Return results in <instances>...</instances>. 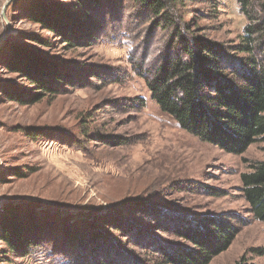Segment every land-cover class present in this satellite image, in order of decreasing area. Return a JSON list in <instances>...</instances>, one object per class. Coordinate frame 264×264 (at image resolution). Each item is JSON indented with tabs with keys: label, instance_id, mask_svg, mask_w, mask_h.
<instances>
[{
	"label": "rangeland",
	"instance_id": "rangeland-1",
	"mask_svg": "<svg viewBox=\"0 0 264 264\" xmlns=\"http://www.w3.org/2000/svg\"><path fill=\"white\" fill-rule=\"evenodd\" d=\"M7 1L0 0V54L10 44L32 46L57 61L69 82L34 104L0 96V225L11 216L5 208L35 210L46 242L31 257L5 259L0 240V264L151 260L153 244H186L174 229L203 216L239 225L231 245L209 264H264V223L250 217L239 180L250 164L264 161V136L232 154L181 129L160 110L140 73L160 63L170 31L157 28L134 0H105L98 37L66 44L19 10L35 0ZM175 13L190 35L230 45L240 41L246 22L237 0H185ZM29 34L48 36L53 44L29 42ZM0 79L21 83L1 65ZM26 127L41 135H25ZM92 215L98 221L119 215L127 228L73 225ZM93 232L99 246L97 240L92 245ZM60 243L68 252L50 248ZM106 247L111 251L103 252Z\"/></svg>",
	"mask_w": 264,
	"mask_h": 264
},
{
	"label": "trees",
	"instance_id": "trees-1",
	"mask_svg": "<svg viewBox=\"0 0 264 264\" xmlns=\"http://www.w3.org/2000/svg\"><path fill=\"white\" fill-rule=\"evenodd\" d=\"M19 1L11 0L9 4ZM134 1L154 17L157 28L170 31L169 47L160 63L140 73L160 110L171 116L181 129L228 153L242 154L263 137L264 0H237L246 22L240 41L231 45L197 34L190 35L188 27L184 30L186 24L176 18L175 12L177 4L183 5L185 0ZM104 3L105 0H35L19 10L53 37L64 39L66 44H77L98 37ZM26 39L45 48L53 44L50 37L40 34H29ZM10 45L11 50L0 54V65L21 83L0 79V96L23 105L34 104L45 95L56 92L57 86L69 82V75L59 69V63L42 51L28 45ZM12 84L25 85L13 89ZM139 100V106H144V100ZM23 131L29 137L41 135V131L34 127H26ZM239 180L250 217L264 223V161L250 164L247 171L240 173ZM4 211L11 216L0 225V240L6 252L3 258L9 255L28 258L46 247L43 235L39 233L40 222L34 216L39 212L17 213V207ZM101 216L106 219L98 221L96 215L79 217L73 225L85 223L92 230H97L100 225L116 226L118 230L127 228L119 215ZM232 220L203 216L192 225L179 226L173 233L186 244L155 243L156 248H151V260H133L131 264H209L215 256L227 250L237 235L239 225ZM97 235L93 232L92 245L96 240L97 246L102 244ZM60 246L63 247L61 253L68 252L66 245L61 243L50 248ZM108 251L111 247L103 250ZM114 262L119 264L113 257H108L105 264Z\"/></svg>",
	"mask_w": 264,
	"mask_h": 264
},
{
	"label": "water",
	"instance_id": "water-1",
	"mask_svg": "<svg viewBox=\"0 0 264 264\" xmlns=\"http://www.w3.org/2000/svg\"><path fill=\"white\" fill-rule=\"evenodd\" d=\"M11 0H8L7 3H6V6L10 3Z\"/></svg>",
	"mask_w": 264,
	"mask_h": 264
}]
</instances>
